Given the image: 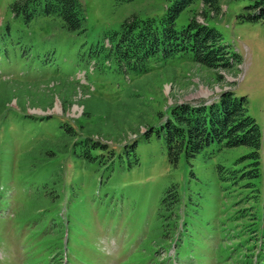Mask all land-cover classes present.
Instances as JSON below:
<instances>
[{
    "label": "rangeland",
    "instance_id": "obj_1",
    "mask_svg": "<svg viewBox=\"0 0 264 264\" xmlns=\"http://www.w3.org/2000/svg\"><path fill=\"white\" fill-rule=\"evenodd\" d=\"M79 1L85 34L47 19L26 28L9 10L14 0H0V96L11 98L0 108V264H264L254 188L218 177L219 165L231 167L247 150L172 166L154 134L172 106L208 105L224 91L247 98L263 131L264 26L239 18L249 2L219 0V13L205 20L196 1L176 21L178 30L192 16L214 28L238 64L210 69L179 57L134 77L87 50L108 48L103 36L131 17L158 19L164 1ZM69 129L66 152L57 153ZM85 139L114 159L75 158L73 143ZM173 186L179 201L168 209Z\"/></svg>",
    "mask_w": 264,
    "mask_h": 264
},
{
    "label": "trees",
    "instance_id": "obj_2",
    "mask_svg": "<svg viewBox=\"0 0 264 264\" xmlns=\"http://www.w3.org/2000/svg\"><path fill=\"white\" fill-rule=\"evenodd\" d=\"M132 1L116 0L118 3ZM163 1L165 10L161 17L145 20L129 18L119 30L103 36V41L110 43L108 48L102 44H92L87 50L89 58L98 59L101 52L105 59L113 60L125 74L134 77L147 74L152 62L163 64L179 57L188 58L210 69H227L239 63V57L222 44L219 32L198 23L195 17H190L182 29L176 28L181 13L196 1L203 5L200 15L206 20L210 14L219 13V0ZM247 1L249 4L244 7L239 18L250 23L261 22L264 26V0ZM9 10L26 28L38 20L47 19L59 23L67 33L85 34L87 31L85 9L79 0H14ZM43 60L40 59L41 62ZM10 99L8 94L0 96V108ZM68 131L70 135L65 138V142L54 145L57 153L59 149L61 153L66 152L67 144L73 136V132L70 129ZM154 134L162 141L167 161L172 166H176L181 158L190 164L191 160L204 152L209 153L211 159L216 153L245 148L247 153L232 163L231 167L218 166V177L234 187L245 182L246 188H254L260 204V221L264 224V126L261 132L255 120L249 116L246 97H237L232 91H224L217 101L208 105L176 104L171 107L168 118L155 129ZM77 146L80 151L74 153L75 158L102 163V158L109 154L111 160L114 159L113 150L103 151L100 149L102 146L95 142L89 143V139L73 143L72 148ZM43 150L40 154L44 159L53 158L49 150ZM92 151H99V154L91 155ZM133 153L134 150L131 151ZM239 165L242 167L236 168ZM178 201L177 187L173 186L167 191L164 207L169 209ZM242 213L240 218H247ZM256 216L252 215L253 222Z\"/></svg>",
    "mask_w": 264,
    "mask_h": 264
}]
</instances>
